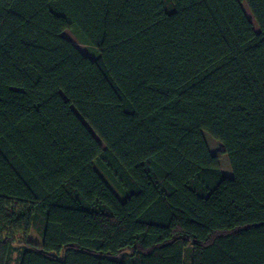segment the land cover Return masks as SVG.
Instances as JSON below:
<instances>
[{"label": "trees", "instance_id": "obj_1", "mask_svg": "<svg viewBox=\"0 0 264 264\" xmlns=\"http://www.w3.org/2000/svg\"><path fill=\"white\" fill-rule=\"evenodd\" d=\"M0 264H264V0H0Z\"/></svg>", "mask_w": 264, "mask_h": 264}, {"label": "rangeland", "instance_id": "obj_2", "mask_svg": "<svg viewBox=\"0 0 264 264\" xmlns=\"http://www.w3.org/2000/svg\"><path fill=\"white\" fill-rule=\"evenodd\" d=\"M246 9L248 14L250 15V17H253L249 8L247 7V5L245 4ZM65 34H67V36H69L70 38L74 39L76 41V43L84 50V51H88L87 46H85V44L80 43L77 39H76V35L69 29H66ZM210 139V144L211 147L213 148V150H215L216 152H222V143L213 138V137H209ZM221 162H222V166L224 167L225 170H227L228 172H231V167H230V162L229 159L227 158V156L225 154H221Z\"/></svg>", "mask_w": 264, "mask_h": 264}]
</instances>
